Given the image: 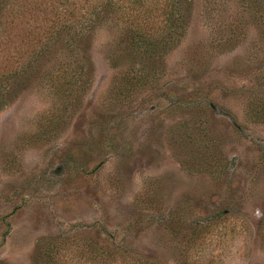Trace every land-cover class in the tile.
<instances>
[{"label":"rangeland","instance_id":"374dc122","mask_svg":"<svg viewBox=\"0 0 264 264\" xmlns=\"http://www.w3.org/2000/svg\"><path fill=\"white\" fill-rule=\"evenodd\" d=\"M220 1L194 0L186 36L131 93L140 64L115 22L85 54L57 47L41 61L48 17L34 0L10 5L0 263L42 264L52 243L65 264H264V25ZM79 57L89 74L67 99L57 77ZM10 73L27 77L6 84ZM92 243L130 255L93 261Z\"/></svg>","mask_w":264,"mask_h":264},{"label":"trees","instance_id":"16d2710c","mask_svg":"<svg viewBox=\"0 0 264 264\" xmlns=\"http://www.w3.org/2000/svg\"><path fill=\"white\" fill-rule=\"evenodd\" d=\"M34 6H41L47 23V34L39 40L41 61L54 48L72 49L71 57L81 56L87 51L97 28L108 22H115L121 30L120 44L134 59L138 60L140 68L136 69L126 79V91L131 93L145 86L154 79L158 67L171 50L179 45L186 36L194 12V0H34ZM223 1V0H222ZM232 2L235 0H227ZM245 10L249 11L255 22L264 25V0H237ZM16 2L25 10V4L30 0H0V22L6 17L8 8ZM221 3L212 0V4ZM104 27V26H103ZM84 58V57H83ZM69 73L64 71L57 77L64 80L67 86L60 87L63 96L80 97L83 90L81 84L86 82L89 70L82 57L76 59ZM26 78L20 73H10L2 76V81L8 84L18 78ZM54 77H46L50 80ZM9 93V92H8ZM11 94V93H9ZM8 98L4 90H0V108L7 105ZM205 230L198 233L205 234ZM87 254L93 261L97 258L120 256L125 259L129 252L117 250L109 245L92 243L87 246ZM59 247L49 243L41 252L42 264H65ZM126 252V253H125ZM137 262V258H135ZM156 264L139 258L138 263ZM4 264V263H0Z\"/></svg>","mask_w":264,"mask_h":264}]
</instances>
